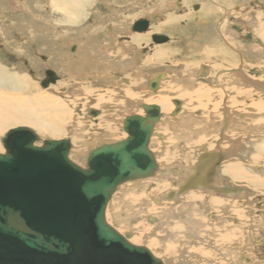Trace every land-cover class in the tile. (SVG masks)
I'll return each mask as SVG.
<instances>
[{
    "label": "bare ground",
    "instance_id": "bare-ground-1",
    "mask_svg": "<svg viewBox=\"0 0 264 264\" xmlns=\"http://www.w3.org/2000/svg\"><path fill=\"white\" fill-rule=\"evenodd\" d=\"M52 1L54 0H48L49 3ZM63 3L62 4H60V2L56 3L58 6L61 5V10L58 11L61 16V19L63 20L59 19V22L60 24H66L63 26L60 25V27L66 26L69 28L71 27L77 28L78 26L75 24H71V22L75 21L74 18L78 20V19H83L85 17L84 16L85 11L83 13V9H82L85 3L80 4V6L77 8L73 7V4L75 3L73 0H67L66 4ZM204 3L205 5H208V7H211L206 2ZM183 5L186 6L185 8L187 10L185 11V13L183 11L181 12L183 15L178 17L180 19L178 22L175 19H171L167 21L168 20L167 18V20L163 19V21L160 22L162 24H159L156 27L162 28V31H164V29H170L169 31H167L168 33L165 34L169 37V39L171 34H177L178 32L187 33L190 28L192 29L198 28L200 30L199 35L200 36L202 35L201 38L202 40H200L199 42H196L194 40L193 44L195 45L187 51H192V52L201 51L204 54H210L205 57V60L207 61V63L205 64L210 66L211 69L213 68L215 69L210 72L208 66H202L197 76L200 79L208 80V82L210 81L211 92H212L210 96H208V92L202 93L203 91L201 90L192 91L191 87L189 86V82H188L189 79L187 80L185 79L186 86H182V89L179 86L180 89L178 88L179 90H176V92H175V88L173 89L169 86L171 89V90L169 89V92H167L166 94L165 92L164 94L160 93L162 88L159 82L164 76L163 73H160L158 74L160 78L156 80V87H152L150 85V82H153L154 78L158 76L151 78L148 81L146 86V88L149 90L148 93L134 92L132 90L125 89L121 91V93L118 95H113V93H111L112 96L105 95V98L101 96L103 98H100V100H96L95 98L88 97L86 99V105L80 107L75 105L74 111L79 113L81 117H83L82 114L83 110L86 112V114L88 113V116H90L89 115L90 110L97 111V115H99L101 112L100 116L95 115L90 117L94 118L97 116L98 118H102L105 116L107 119L105 121V124L107 126L109 125L108 121L111 122V117H114V115L116 116L120 114L121 116V114L122 115L127 114L121 120L122 130H123V122L127 116H131V115L141 116L140 113H142L143 114L142 116H144L143 109L141 108L142 105L141 102L144 99H146L149 102H152L149 104L146 103V105L157 106L159 109L160 118L154 122L147 144V148L153 154L157 164V169L155 173L150 177L126 182V183L132 182V184L130 187L126 186L127 188L124 189V191L121 190L122 189L121 186L126 183L119 185L115 190V192L113 193L112 197L110 198L105 210L106 222L108 223L106 219V212L107 211L110 212L111 210L114 216L113 217L114 223L116 224V226H120L119 228H121L122 231L128 230V228L130 227H134L133 221L135 223L136 222L138 223V221L142 219L145 220L147 224L150 223L149 224L150 227H148L147 232L145 234L143 232L144 234L143 237L146 243L145 245H140V246L134 243V240H136L138 236L137 233V230H139L138 228L136 230V233L130 232L127 234L125 232L123 233L119 229H116L114 226L108 223V225L111 226L120 235V238H123L127 243L133 246L142 247L146 249L153 257L155 256L153 255L151 250L146 247L147 246L146 244H149L150 247L153 249V251L158 253V256H161L163 258H166V256H164L165 253L167 254L171 253L172 255L178 254L181 259L184 257L193 258L192 256L196 255V257L200 258V261L202 262L205 261L204 264H221V262H225V261L226 262L232 261L234 264L235 263L238 264V262H236L237 260L233 258V256L235 255L233 252L228 251L227 249L226 251H221L218 248H217L218 250H213V248H211L213 251H208L205 250L206 247L204 248L200 243L197 245V247H195L194 241L195 240L201 241L202 239L204 241V239L208 240L209 238V240L214 241V244H220V245L232 244L233 246H237L239 248L240 246H244L243 243H245L244 237L246 233L244 231V227H243L244 225L241 223L243 216L240 210V203L242 201L239 202V200L235 196L241 195L245 191L243 190V188H238V186L235 187L227 184V182L230 184L231 182L228 179H226L222 174L231 175L233 181L236 182V185L239 186L247 187L251 185L255 187L256 185L259 188L264 187V143L261 144V142L251 140L252 142L251 141L246 142L248 143V147L245 148V146L241 143L233 144L232 141L227 140L228 147L223 148L221 146L222 139L224 138L222 132L225 129L223 127L225 123L223 124V122H226V125H224L225 127L228 126L227 124H231V125L234 124L239 129L252 131L253 133L255 132L262 133L264 130V94L259 93L257 90H255V88H257L263 91L264 84L258 82L251 83L254 89L244 86L241 82L239 72L236 71L240 63H241L240 71H243V69L246 67V63H249V60L247 58L248 53L252 57L258 58L259 53L261 52V48L264 49V22H262L261 27L259 26L260 28H262L261 31L260 28H258L259 31L254 30L253 38H256V41L250 40L253 41L254 45L247 50L248 53L243 51L242 45L241 47H239L232 42L230 36L234 33H232L229 30V26L227 23L228 21L226 20V18L225 19L223 18V20L220 22L219 26L221 30L220 31L221 37L223 35H226L224 37L225 40L227 41V45L229 47L231 46L232 48L236 49L241 56V60H237L236 66L231 67L230 65L231 61L225 53V47L223 46V42H218L216 40V35L214 34V31L213 34L210 36V38H208L207 37L208 34L206 32L208 27H206L205 24H203L204 25L203 28H200L199 27L201 26L200 24L192 23L196 15L201 17L198 13L202 11V4L199 5V8L197 7L198 10L195 12L198 11L200 12L196 14L189 12L190 10L193 11L192 9L193 4L187 6V4L184 3ZM181 9H183V7H181ZM226 10L229 9L226 8ZM229 13L232 14L231 12ZM46 14L47 16L44 14L45 16L43 17L51 20L50 15L48 13ZM190 14L195 15V17L194 18L191 17V19L188 20V22L183 21V19H185L184 16L187 15V17H190ZM228 14H226V16ZM86 18L88 19V17ZM218 19L219 18H216V21ZM170 21H172V23L166 25ZM175 22H177L178 25H176ZM209 23L211 24V21L210 22L208 21V26ZM215 23H213V29ZM55 28L60 31H57ZM55 28L54 27L49 28L45 26V32L46 30L48 31L49 29L51 30L53 35L55 34H58L59 36L65 34L67 36L72 35V34L63 33L61 28H57V27ZM151 28L152 25L144 33H142L144 30L138 32L133 31L131 32V35L134 34V35L146 36L147 39L150 40V36L152 34H156V33H150L152 32ZM92 32L93 29L92 30L90 29V32L86 34L87 35L86 39L84 38L86 37L85 35L78 36L81 39L83 38L85 40L84 42L78 41L77 47L75 43H71L69 45L75 46L77 48L76 53H78L79 44H84L87 46L90 45L89 40H90V34ZM201 32L202 33L206 32V33L202 34ZM163 33H159V34H163ZM75 35L78 34L75 33ZM180 35H181L180 39L176 41L179 44L182 42L184 36L183 34ZM197 36L198 33L196 34L195 37ZM192 38H194V36ZM122 41H129V39L123 38ZM164 42L165 44H168L170 40L167 43L166 41L160 43H164ZM53 43L55 44V42ZM163 45L164 44L156 45L158 47V51L160 50L159 46H163ZM239 50L243 52L244 55H242V53ZM112 52H115L117 54V51L110 52V50L108 51L105 50L103 53L110 54ZM139 52L142 53L141 50ZM147 53L148 50L145 54ZM227 53L230 54V51L227 50ZM73 55H76V60L78 61L77 54H73ZM136 57L137 58L139 57V53H136ZM69 63L70 61L67 62V65H69ZM250 65L253 67L256 66L257 69L254 71H252L253 69H251V74L245 76L250 77V79H258L260 81L264 80V66L260 67V65L257 66L258 64H251V63ZM61 66L63 69L62 71L65 72L64 65L61 64ZM83 69L84 68H81V70ZM6 72H7L6 70L0 67V85H3V89L11 90V91L14 90L21 91L23 89L24 93H26L27 95L23 96L20 94H5L2 91L0 92V135L2 134L4 136L5 133L12 128L28 127L32 131L37 130L38 132L44 133L48 136V138L39 137L41 140H45V139L55 140L52 139V137H54V134H58L60 132H63L64 130H62V127L58 126L59 123L55 122L53 118L57 116L59 121H61V116L66 114L69 103V100L66 98L60 101V99L63 96L55 95L53 89L51 88L52 85H56V84L58 85V83H60L59 81H61V78L57 82L55 83L53 82L54 84L50 83L51 85H48L46 87V89L48 90L32 94L30 92L31 86H29V88L25 87L27 85V79H28L26 76L22 75L21 73H11V72L6 73ZM225 73L228 75H233L230 76L229 81H227L223 77ZM214 78H216L215 82H214ZM62 79H64V76ZM129 87L130 85L127 84V88ZM202 94L204 95L202 96ZM217 98H219V101L217 100ZM101 100H103L104 102H100ZM202 100L205 101L206 103L205 105H203L204 103L201 102ZM174 101L180 102V105L178 107L179 109L176 114H174V111L176 110L177 106L174 104ZM186 101H188L189 103L188 102L186 103ZM120 102L124 104H119ZM165 105H170V108L167 111ZM130 111H132V113ZM164 113L166 116L170 117L169 120L167 121V123L170 122L169 126H171L168 129L171 131L170 133L172 136L171 137L172 139L169 140L170 142L172 141L170 145L169 142L168 143L165 142V144L164 142L160 143V140L164 141L165 139L164 135L166 133H163L164 135L156 133V127L162 124L163 120L166 118ZM194 114L196 116L194 117V119H192L189 115H194ZM203 115L205 116L204 118ZM185 116L188 117L182 120V118ZM211 127L215 129V137L213 138L212 137L210 138V136L208 135L209 131L211 130L210 129ZM88 128H92V123L88 124ZM79 131L83 133L82 128H79ZM95 132L96 134L94 135V137L98 140L101 139L100 137L106 136L104 135L103 129L100 128L95 129ZM126 137L127 134L120 141H123L124 139H126ZM154 137L159 139L157 141L159 142V146L157 147V149H160V151L158 150L157 152H153L151 150V144L154 141ZM120 141H116V142H120ZM40 143L41 142H39V144ZM71 149H72V144L69 150L68 157L70 155ZM92 149L88 150L86 157L88 156L89 151H91ZM241 151L242 153L238 154V152ZM218 152L224 153L225 157L224 160L221 161V163L216 168L213 169V174H210L212 172L210 171L211 170L210 167L207 168L203 167L204 168L203 175L198 174L197 177L193 176L196 175L198 172L195 167V164L202 154L218 153ZM86 157L84 159V164L82 167L85 166ZM233 157L235 159L236 158L239 159L235 160L233 159ZM228 159L229 160L231 159L232 162L223 165V163L226 162V160L228 161ZM218 167L220 168L221 171L220 175L217 174ZM247 169L254 171L248 172L246 171ZM187 178H189V181L190 183L192 182V184L203 183L205 185L204 186L199 185L198 187H194V186L192 187V185H189V187L186 188L184 187V184ZM194 190L197 191L193 192ZM213 192L221 195L231 194L232 196L231 197L229 196V198L221 197L215 195ZM127 196H129L132 200H136V201L140 200V198L143 197L140 205L141 207L144 205L151 206L152 203H155V206L161 208V210L155 213V215H150V213L148 212L147 215H144L142 217L140 213L141 211L143 213V210L141 211L137 210L138 212L136 211V213H131L129 215L124 214L122 213V210L119 211V209L121 208L119 205V201L120 199H123ZM125 207L130 208L129 206H125ZM108 208H110V210H107ZM227 216L229 220L231 221L238 220L240 221V223H236V225H233L227 222L226 220ZM171 220L173 222V225L170 224ZM190 240L192 241L191 244L190 242H186ZM209 247H211V245ZM216 253L219 257L214 256ZM157 259H159L162 262V264H174L175 263L174 260H177L176 258L175 259L172 258L170 261L167 262L166 261L167 259L166 260L160 258Z\"/></svg>",
    "mask_w": 264,
    "mask_h": 264
},
{
    "label": "rangeland",
    "instance_id": "rangeland-1",
    "mask_svg": "<svg viewBox=\"0 0 264 264\" xmlns=\"http://www.w3.org/2000/svg\"><path fill=\"white\" fill-rule=\"evenodd\" d=\"M54 1L49 3L48 0H0V67L6 70V73H21L22 75L26 76L28 79L27 85L25 87L29 88V86H31L30 92L32 94L48 90L46 89V87L43 88L40 86L41 81L45 79L46 70L50 69L53 70L56 75L58 74L59 78H61V81H59L60 83H58V85H52L51 88L53 89L55 95L63 96L60 101L66 98L69 100V103L66 114L61 116V121H59L57 116L53 118L55 122L59 123L58 126L62 127V130L64 131L58 134H54V137H52V139L61 140L68 138L70 140L72 149L69 158L75 164L83 166L84 159L89 149L95 148L96 146H99L101 144H109L120 141L126 135L122 130L121 120L127 114H121V116L120 114H118L116 115L117 117L114 115V117H111V122L108 121L109 125L107 126L105 124V121L107 120L105 116L102 118L97 117L100 116L101 112L94 118L88 116V113L86 114L84 110L82 111L83 117H81L79 113L75 112V105L78 107L85 106L86 99L88 97L100 100V98H105V95L112 96L111 93H113V95H118L125 89L132 90L134 92L148 93L149 90L146 88L147 82L151 78L158 76V74L160 73L164 74L160 83L162 88L160 93L164 94L165 92L166 94L167 92H169L170 87L173 89L175 88L176 92V90H179L180 87L182 89V86H186L185 81L189 79L188 82L192 91L201 90L203 91L202 93L208 92V96L212 94L210 81L208 82V80H203L197 77L200 72V68L202 66H208L207 64H205L207 63L205 57L210 54H204L201 51H187L195 45L193 44L194 40L196 42L202 40V35H199L200 30L198 28H190L187 33L178 32L177 34H171L170 42H168V44H164L163 46H159V51L158 47L154 43H152L151 40H148L146 36L134 34L131 35V32H133L131 30V26L133 25V23L139 19L146 18V16H150L153 20L158 18V20L152 21V32L150 33L159 34L165 31L163 34H167V31H169L170 29H164V31H162V28L156 26L162 24L160 22H162L163 19L167 20L168 18L167 21L175 19L177 22L180 20L178 17L182 16L183 14H179V11L175 9V0H73L75 2L73 4V7L75 8L79 7L82 3H85V5H83L82 7L83 13L85 11V17L78 20L74 18L75 21L71 22V24L77 25V28H69L66 26L60 27V25L63 26L66 24H60L59 22L61 16L58 10H61V5L58 6L56 3L60 2V4H62L64 1L63 4H66L67 0ZM195 1H197L199 5L202 4V11H198L200 12L198 13L190 10L189 12L194 14L198 13L201 17H199L198 15H196L195 17V15L191 14L190 17H187V15H189L187 14L184 16L185 19H183V21L188 22L191 17H195L192 23L200 24L201 22V26H199L200 28H203L204 25L202 24H205L206 27H208L206 31L208 34L207 37L210 38L214 31L213 23H215L216 18H219V15L216 9L211 5V7L205 5L204 2L208 4V0H181L180 2L181 7H183V12L185 13V11L187 10L185 8L186 6L183 5L184 3L189 6L195 3ZM211 1H217L218 3L222 4V6L224 5L226 6V8L228 7L230 10H232V15H234L235 17L238 16L240 22L243 23L242 25L245 32L250 34V39H248V37L241 36L235 37V34H232L230 37L235 45L239 47H241L242 45L243 51L247 52V50L254 45L253 41L250 40L256 41V38H253L254 30L259 31L258 28H260L262 26V22H264V0ZM46 13L50 15L51 20L43 17L45 15L47 16ZM86 17H88V19ZM208 21H211V24L209 23V26L211 25L210 28L208 26ZM177 22H175L176 25H178ZM171 23L172 21L168 22L166 25H169ZM45 26L49 28H61L63 33L72 35H53L51 30L49 29L45 32ZM89 28L91 30L93 29V32L90 34V45L87 46L84 44H79L78 53H76V49L75 51H72L74 50V48L69 44L75 43L77 47L78 41L84 42V40L87 38L86 34L90 32ZM218 29L219 31H221L220 26L218 27ZM261 29L262 28H260V31ZM56 30L60 31L58 29ZM79 30L80 32H82L80 33ZM206 32L201 33L205 34ZM75 33H77L78 35H75ZM197 33L198 36L195 37ZM180 34H183L184 36L182 42L179 44L176 41L180 39ZM82 35L86 36L84 37L85 39H81L80 37H78ZM193 36L194 38H192ZM224 36L226 35L222 36L223 40H225ZM245 36H247V34ZM123 38H128L129 41H122ZM222 39H220L219 36L216 35V40L218 42H223ZM53 42H55V44ZM225 42L227 44L226 40ZM223 46L225 47L226 55L231 61V67H235L237 60L241 59H239V57L235 55L234 52L229 50L228 47H226L224 44ZM143 47L147 48L148 53L145 55L143 54L140 57V63L136 64V62L134 63L133 60L134 54L135 52L140 50L142 52V50L144 49ZM105 50H110V52L117 51V54L115 52L105 54L103 53ZM227 50L230 51V54L227 53ZM241 53L242 55H244L243 52ZM73 54H77L78 61L76 60V55ZM247 58L249 60V63H246V67L243 69V71H239V75L244 86L254 89L251 83L258 82L264 84V80L260 81L258 79H250V77H247L245 75H250L251 69H253L252 71L257 69L256 66L253 67L250 65V63L258 64L257 66L260 65V67L264 66V49L261 48V52L259 53L258 58L252 57L249 53L247 55ZM66 61H70L69 65H67ZM61 64L64 65L65 72L62 71L63 69ZM208 67L210 69V72L215 69H211L210 66ZM81 68L84 69L81 70ZM63 76L64 79H62ZM230 76L233 75H228L226 73L223 75V77L227 81L230 80ZM126 82L130 85L129 88H127ZM0 86V92L2 91L5 94H20L23 96L27 95L26 93H24L23 89L21 91H11L3 89V85ZM255 90H257L259 93L264 94V90L261 91L257 88H255ZM203 95L204 94H202V96ZM217 100L219 101V98H217ZM100 102L104 101L101 100ZM187 102L188 101H186V103ZM201 102L204 103L203 105L206 104L203 100ZM146 103L149 104L152 102H149L146 99L141 102V104ZM119 104L124 103L120 102ZM165 106L167 111L170 108V105ZM130 112L132 113V111ZM140 114L141 116L143 115L142 113ZM189 116L194 119L196 115L194 114ZM165 117L166 118L163 120L162 124L156 127V133H166L167 135L163 134L165 136L164 141L160 140V143L164 142L165 144V142H169L170 145L172 141L170 142L169 140L172 139V136L170 133L171 131L168 129L171 126H169L170 122L167 123L170 117L166 115ZM187 117L188 116L183 117L182 120L186 119ZM204 117L205 116L203 115V118ZM90 123H92V128H88V124ZM223 124L226 125V122H223ZM224 125L223 127L225 129L223 128L224 130L222 132L224 138L222 139V144L220 143L223 148L228 147L227 140L232 141L233 144L241 143L245 146V148L248 147V143L246 142H250L251 140L261 142V144L264 143V130L262 133H253L252 131L239 129L234 124H227L228 126L226 127ZM79 128L83 129V133L79 131ZM99 128L103 129L104 135H106L104 137H100V140L94 137V135L96 134L95 129ZM210 129L211 130L209 131L208 135L210 136V138H213L215 137V129L212 127ZM34 132L41 138H48V136L44 133H40L37 130H34ZM2 136L3 135L1 134L0 153L4 152L1 143ZM156 139L157 138L154 137V141L151 144V150L153 152H157L158 150L160 151V149H157V147L159 146V142L157 141L159 139ZM240 153H242V151L238 152V154ZM233 159L235 158L233 157ZM231 162V159H228V161L226 160L223 165L229 164ZM217 171V174L220 175L221 171L219 167ZM246 171L249 172L251 170L247 169ZM222 175L231 182V184L228 182L227 184L235 187L238 186V188H243V190L245 191L241 195H234L239 200V202L242 201L240 203V210L243 216L241 223L244 225L243 227L246 233L244 237L245 243H243L244 246H240L239 248L237 246H233L232 244H214V241H211L208 238V240L204 239L205 242L203 241V239L201 241L195 240V247H197V245L200 243L204 248L206 247L205 250L208 251L218 249L221 251H226L227 249L228 251H231L235 254H233V258L237 260L236 262H238V264H264V187L259 188L256 185L255 187L251 185L247 187L239 186L236 185V182L233 181L231 175ZM131 184L132 182L122 185L121 190L124 191V189L127 188L126 186L130 187ZM196 191L197 190H194L193 192ZM214 194L226 198L232 196L231 194ZM142 199L143 197L140 198L141 201H136L132 200L129 196L120 199L119 205L121 208L119 209V211L122 210V213L129 215L131 213H136L137 210H143V213L142 211L140 213L142 217L144 215H147L148 212L150 213V215H155V213L161 210V208L155 206V203H152L151 206L144 205L145 207H141L140 205ZM125 206H129L130 208H126ZM107 210H110V208H108ZM113 217L114 216L111 210L110 212H106V219L108 223L114 226L116 229L121 230V228H119L120 226H116V224L114 223ZM226 218L225 219L227 220V222L233 225H236V223H240V221L238 220H229L228 216ZM144 221L145 220L141 219L140 221H138V223L136 222L137 224L133 221L134 227H130L125 231L121 230L123 233L125 232L128 234L130 232L136 233V230L138 228V236L137 239L134 240V243L139 246L145 245L146 242L143 235L147 232L148 227H150V223L147 224V222ZM171 222L170 224L173 225V222ZM186 242H190L191 244L192 241L190 240ZM146 245V247L151 250L155 257L163 260L167 259V262L172 258L177 259L174 260V264H199L200 262V264H204L205 262L200 261V258L196 257V255L192 256L193 258L196 257L194 259L186 257L181 259L178 254H175V256L171 253H165L164 256H166V258H163L161 256H158V253L153 251L149 244ZM210 245L211 247H209ZM211 248H213V250ZM214 256L219 257L217 253ZM221 264L234 263L232 261H225L221 262Z\"/></svg>",
    "mask_w": 264,
    "mask_h": 264
},
{
    "label": "water",
    "instance_id": "water-1",
    "mask_svg": "<svg viewBox=\"0 0 264 264\" xmlns=\"http://www.w3.org/2000/svg\"><path fill=\"white\" fill-rule=\"evenodd\" d=\"M146 27V20L140 19L132 30ZM152 39L160 43L167 37L155 34ZM159 78L150 85L156 87ZM56 79L46 70L40 84L45 88ZM174 104L176 114L180 102ZM141 108L144 116L124 119L126 139L92 149L84 167L69 159V139L41 140L28 127L5 133L0 153V264H162L146 249L120 238L105 220L106 206L119 185L150 177L157 169L147 144L159 109L146 104ZM224 157L222 152L202 154L193 176L203 175L205 167L213 174ZM189 185L205 184L187 178L184 187Z\"/></svg>",
    "mask_w": 264,
    "mask_h": 264
},
{
    "label": "flooded vegetation",
    "instance_id": "flooded-vegetation-1",
    "mask_svg": "<svg viewBox=\"0 0 264 264\" xmlns=\"http://www.w3.org/2000/svg\"><path fill=\"white\" fill-rule=\"evenodd\" d=\"M181 0H175V4H176V7H175V9H177L178 11H179V13H181L183 10L181 9V2H180ZM205 1V0H204ZM208 4L209 5H211L213 8H215L216 9V11H217V13H218V15H219V19L216 21V23H215V26H214V34L215 35H218L219 36V38L220 39H222V37H221V34H220V31H219V29H218V27H219V25H220V22L223 20V18L225 19L226 18V20L228 21L227 23H228V26H229V30L232 32V33H234L235 35H236V37H239V36H241V37H248V39H250V34H248V33H246L245 32V30H244V27H243V25H242V22H240V20H239V18H238V16H233L232 14H230L229 12H231L232 10H230L228 7V9L229 10H226V6H222V4H220V3H216V2H212L211 0H208ZM199 8V3L197 2V1H195V3H193V5H192V9H193V11H197L198 10V8ZM229 13V14H228ZM226 14H228L227 16H226ZM140 20V19H139ZM142 20H146V22H147V27H146V29L142 32V33H144L145 31H147V29H149L150 27H151V25L153 24L152 23V21H156V20H158V18L157 19H155V20H153V19H151V17L150 16H146V18H142ZM135 23V22H134ZM134 23H133V25L131 26V30L133 29V27H134ZM232 28V29H231ZM133 31V30H132ZM135 32H138V31H135ZM247 34V36H245ZM153 35H155V34H152L151 36H150V40L152 41V43H154L155 45H159V44H165V42L164 43H156V42H154L153 41V39H152V36ZM159 35H164V36H166L167 37V40H165L166 41V43L170 40L169 39V37L167 36V35H165V34H159ZM222 41H223V44L226 46V47H228L232 52H234L235 53V55H237L238 57H239V59H241V56H240V54H238L239 52L236 50V49H234V48H231V47H229L227 44H226V42H225V40H223L222 39ZM143 49V48H142ZM146 51H147V48L146 47H144V49L142 50V53H140L139 51H137V52H135V55H134V63L136 62V64L138 63H140V57L143 55V54H145L146 53ZM136 53H139V57L137 58L136 57ZM240 66H241V63L238 65V68L236 69V71H240ZM239 69V70H238ZM50 70V69H49ZM51 71H53V70H51ZM235 71V72H236ZM54 72V71H53ZM55 73V72H54ZM44 74V73H43ZM55 75H56V73H55ZM57 76V75H56ZM57 80L55 81V82H57L60 78H59V76H57ZM161 81H162V79L160 80V82L159 83H161ZM216 81V78H214V82ZM148 83V82H147ZM159 85V84H158ZM147 86V85H146Z\"/></svg>",
    "mask_w": 264,
    "mask_h": 264
},
{
    "label": "crops",
    "instance_id": "crops-1",
    "mask_svg": "<svg viewBox=\"0 0 264 264\" xmlns=\"http://www.w3.org/2000/svg\"><path fill=\"white\" fill-rule=\"evenodd\" d=\"M200 25H201V22H200ZM203 25V24H202ZM73 48H74V50H72V51H75V49H77L75 46H73ZM69 50H70V48H69Z\"/></svg>",
    "mask_w": 264,
    "mask_h": 264
}]
</instances>
